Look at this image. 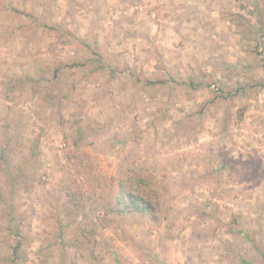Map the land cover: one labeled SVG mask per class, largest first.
Returning <instances> with one entry per match:
<instances>
[{
	"label": "rangeland",
	"instance_id": "obj_1",
	"mask_svg": "<svg viewBox=\"0 0 264 264\" xmlns=\"http://www.w3.org/2000/svg\"><path fill=\"white\" fill-rule=\"evenodd\" d=\"M221 1L0 0V264H264V0Z\"/></svg>",
	"mask_w": 264,
	"mask_h": 264
},
{
	"label": "trees",
	"instance_id": "obj_2",
	"mask_svg": "<svg viewBox=\"0 0 264 264\" xmlns=\"http://www.w3.org/2000/svg\"><path fill=\"white\" fill-rule=\"evenodd\" d=\"M146 83L156 84V83H165L163 79H154L147 80ZM129 189H125L123 186L120 187V193L116 200V205L118 210L120 211H134V212H149L151 209V204L147 200H145L138 193L135 194L134 191L130 192Z\"/></svg>",
	"mask_w": 264,
	"mask_h": 264
},
{
	"label": "crops",
	"instance_id": "obj_3",
	"mask_svg": "<svg viewBox=\"0 0 264 264\" xmlns=\"http://www.w3.org/2000/svg\"><path fill=\"white\" fill-rule=\"evenodd\" d=\"M224 1L225 0H222L221 3H224ZM228 5H230V4H228ZM231 6H233V3H232ZM255 142H257V141H255ZM257 145L260 146L259 144H257ZM252 146H253V143H252ZM251 150H255L257 155H259V153H260V147L258 149L255 148V147H251ZM254 169L256 171H252L253 174L255 173V174L258 175V173L261 171L260 168L259 169L254 168ZM262 173L264 174V172H262ZM250 186H253V188H254V189H252V194L250 195L251 201L253 203H255V202H260V203L264 202V175H262L258 180L253 178L252 182L250 183Z\"/></svg>",
	"mask_w": 264,
	"mask_h": 264
}]
</instances>
